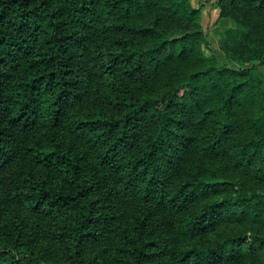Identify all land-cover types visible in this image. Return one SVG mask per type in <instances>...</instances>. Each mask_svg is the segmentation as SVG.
I'll return each instance as SVG.
<instances>
[{"label":"trees","instance_id":"obj_1","mask_svg":"<svg viewBox=\"0 0 264 264\" xmlns=\"http://www.w3.org/2000/svg\"><path fill=\"white\" fill-rule=\"evenodd\" d=\"M0 0V264H264V0Z\"/></svg>","mask_w":264,"mask_h":264},{"label":"rangeland","instance_id":"obj_2","mask_svg":"<svg viewBox=\"0 0 264 264\" xmlns=\"http://www.w3.org/2000/svg\"><path fill=\"white\" fill-rule=\"evenodd\" d=\"M199 3L198 0H192L194 6H199ZM201 4V24L206 34L207 41L211 48H213L218 54H221L219 50V40L223 30L230 27L231 22L219 18L218 9L215 6V0L202 1ZM260 72L264 77V68H261Z\"/></svg>","mask_w":264,"mask_h":264}]
</instances>
